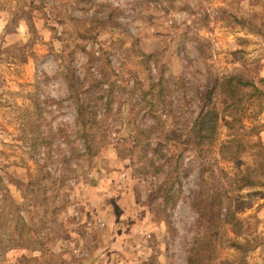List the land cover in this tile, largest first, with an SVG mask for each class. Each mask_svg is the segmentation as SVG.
I'll return each mask as SVG.
<instances>
[{
    "label": "rangeland",
    "instance_id": "obj_1",
    "mask_svg": "<svg viewBox=\"0 0 264 264\" xmlns=\"http://www.w3.org/2000/svg\"><path fill=\"white\" fill-rule=\"evenodd\" d=\"M228 76L264 89V0H0V264H264V152H219Z\"/></svg>",
    "mask_w": 264,
    "mask_h": 264
},
{
    "label": "trees",
    "instance_id": "obj_2",
    "mask_svg": "<svg viewBox=\"0 0 264 264\" xmlns=\"http://www.w3.org/2000/svg\"><path fill=\"white\" fill-rule=\"evenodd\" d=\"M218 83V88H224L227 89V98L230 99L228 104H225V107L222 109L224 112L223 116L225 118V123L228 131L230 132L229 134H232L231 137H227V139L223 140L220 145L219 152L222 155H227L230 156L232 155V160H235L239 157V154L242 150H244L245 147H254L257 149V154L260 153V150L264 152V145L261 143H254L250 142L248 139H245L244 136L246 133L249 132V128L246 127L242 121L243 117L242 114L246 111V100L243 101V92L240 91L241 89L243 90L245 87L249 88L252 90L251 93H255L258 95L264 96V89H259L256 87H253V84L250 83L249 81H244L240 76H228V77H222L220 79H217ZM251 84V85H250ZM241 93V95H239ZM253 97V96H252ZM257 98V97H256ZM212 112V111H211ZM227 112V113H226ZM210 113H203L202 116L199 118L201 121L199 126V130H204L205 125H204V119L206 117V121L209 123L212 122V116L207 118ZM215 122H217V116L215 117ZM236 123L238 126H235ZM248 132H247V131ZM232 132V133H231ZM229 134L227 136H229ZM203 167L201 168V174L203 173ZM245 183V181H243ZM206 182L202 177H200V183H199V188L200 190L205 188ZM231 224L234 229L232 230L235 234H237V230L241 229V220L236 218L234 215L231 217V221L228 222ZM239 247V245H237ZM195 255V254H194ZM187 264H198L197 261L195 260V257H189Z\"/></svg>",
    "mask_w": 264,
    "mask_h": 264
}]
</instances>
